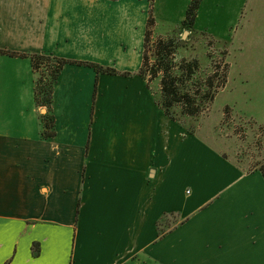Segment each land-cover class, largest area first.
Returning <instances> with one entry per match:
<instances>
[{
	"label": "crops",
	"instance_id": "0c3cea01",
	"mask_svg": "<svg viewBox=\"0 0 264 264\" xmlns=\"http://www.w3.org/2000/svg\"><path fill=\"white\" fill-rule=\"evenodd\" d=\"M106 17L77 0H0V49L123 56ZM143 52L144 38L130 75L66 65L50 138L31 60L0 54V264H264L262 173L227 157L212 128L164 112L138 73Z\"/></svg>",
	"mask_w": 264,
	"mask_h": 264
},
{
	"label": "rangeland",
	"instance_id": "374dc122",
	"mask_svg": "<svg viewBox=\"0 0 264 264\" xmlns=\"http://www.w3.org/2000/svg\"><path fill=\"white\" fill-rule=\"evenodd\" d=\"M77 1L83 9L106 12V20L102 19L104 30L107 31L106 40L112 44L114 51L126 50L123 56H117L116 53L100 57L96 55L103 61H93L118 71L124 67H137L142 59L143 38L151 3L148 0ZM192 2L154 0L153 3L155 37L174 35L179 39L177 63L183 58H198L200 62V70L192 84L196 89L202 86L203 112L199 116H183L180 114L181 109L177 108L176 113L179 121L187 120L195 129L198 126L212 128L216 144L227 157L246 169L253 168L264 159V0H201L195 25L188 27L183 21ZM68 40H62L61 46L67 47L70 43L74 53L85 51L86 46L80 42L76 44L73 39ZM109 42L107 49L110 47ZM102 45L103 39L97 38L93 47L97 50ZM88 46L92 48L91 44ZM89 67L98 74L94 67ZM226 69L228 82L225 87H220ZM212 75L214 86L211 88L207 85V79ZM149 89L154 97L160 98V77L151 82ZM215 90L218 94L211 100L209 92ZM98 93L96 80L90 119L94 118ZM27 102L34 104L30 100ZM227 107L230 112L226 113Z\"/></svg>",
	"mask_w": 264,
	"mask_h": 264
},
{
	"label": "trees",
	"instance_id": "16d2710c",
	"mask_svg": "<svg viewBox=\"0 0 264 264\" xmlns=\"http://www.w3.org/2000/svg\"><path fill=\"white\" fill-rule=\"evenodd\" d=\"M115 1V0H112ZM151 3L150 14L147 19V26L144 36V52L142 65L139 69V75L148 80V86L151 82L160 77L161 92L159 105L164 112L173 120L179 121L176 109L180 108V114L183 116H199L203 112V94L202 86L195 88L192 82L195 75L200 70L198 58L176 62V53L180 47V41L176 36H158L155 37L154 28L156 25L153 16L154 0H148ZM201 0H193L186 12L183 24L188 27L195 25L197 10ZM0 54L11 57L29 58L36 74L35 81V101L38 107L47 108V112L41 114L43 124V136L50 138L56 135V118L52 113L54 98V88L65 65L68 63H77L94 67L99 73L123 74L130 75V72H120L113 67H104L95 62L75 61L53 54L34 53L26 54L11 50L0 49ZM214 76H209L207 85L213 87ZM228 82V73L224 72L220 87H225ZM218 94L217 90L209 92V98L214 100ZM226 113L230 108H226ZM258 169L264 177V159L258 162L250 171ZM39 250L36 248L34 254L38 255Z\"/></svg>",
	"mask_w": 264,
	"mask_h": 264
}]
</instances>
